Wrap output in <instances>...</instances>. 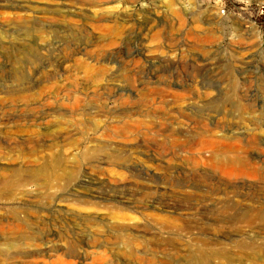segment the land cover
<instances>
[{
    "label": "rangeland",
    "instance_id": "1",
    "mask_svg": "<svg viewBox=\"0 0 264 264\" xmlns=\"http://www.w3.org/2000/svg\"><path fill=\"white\" fill-rule=\"evenodd\" d=\"M263 7L0 0V264H264Z\"/></svg>",
    "mask_w": 264,
    "mask_h": 264
},
{
    "label": "bare ground",
    "instance_id": "2",
    "mask_svg": "<svg viewBox=\"0 0 264 264\" xmlns=\"http://www.w3.org/2000/svg\"><path fill=\"white\" fill-rule=\"evenodd\" d=\"M226 118V117H225ZM224 119V118H223ZM2 120V119H1ZM6 121V120H5ZM222 121V120H221ZM4 123V122H3ZM7 123V122H6ZM203 123H205V122H203ZM8 124V123H7ZM208 125V124H207ZM205 126V125H204ZM5 127V126H4ZM3 127V128H4ZM213 127H217V126H213ZM212 127V128H213ZM210 128V127H209ZM219 128V127H218ZM201 129H203V127L201 128ZM214 129V128H213ZM221 129V128H220ZM225 129V128H224ZM233 129V128H232ZM212 131V130H211ZM226 131V130H225ZM202 133V132H201ZM205 133V132H204ZM208 133V132H207ZM206 133V134H207ZM231 133V132H230ZM235 133V132H234ZM240 133V132H239ZM239 133H237L238 135H239ZM243 133V132H242ZM241 133V134H242ZM217 134H219V133H217ZM216 134V135H217ZM229 133H227V132H222V133H220V139H222V140H226V139H228V137H229V135H228ZM215 135V134H214ZM215 135V136H216ZM3 137V136H2ZM203 137V136H202ZM205 137H206V135H205ZM216 138V137H215ZM214 138V139H215ZM210 139V138H209ZM230 139V138H229ZM238 139V138H237ZM0 140H2V139H0ZM212 140V139H211ZM231 141V140H230ZM238 141V140H237ZM234 142H235V140H234ZM224 143V142H223ZM240 143V142H239ZM225 144V143H224ZM238 144V143H237ZM236 145V144H235ZM243 145H244V143H243ZM246 145H248V144H246ZM250 145V144H249ZM226 146V145H225ZM230 146V145H229ZM251 146V145H250ZM231 147V146H230ZM220 148H221V146H220ZM219 148V149H220ZM223 148V147H222ZM225 148V147H224ZM213 149V148H212ZM239 149H241V147L239 148ZM217 150V149H216ZM220 151H222V150H220ZM224 151V150H223ZM237 151V150H236ZM239 151V150H238ZM249 152V151H248ZM222 153V152H221ZM220 153V154H221ZM246 155V154H245ZM230 156V155H229ZM242 156H244V155H242ZM247 156V155H246ZM223 157V156H222ZM221 157V158H222ZM202 159H204V158H202ZM212 159V158H211ZM250 162V161H249ZM211 163V162H210ZM209 163V164H210ZM213 163H214V165H213V167L214 168H227V167H235V166H242L243 164H245V166H246V164L248 163V160L245 158H242L241 156H239V155H237V154H235V156H233L232 155V157H223L222 159H220V161H218V159H217V157H215L214 156V158H213ZM212 163V164H213ZM252 167V166H251ZM249 168V167H248ZM229 169H231V168H229ZM233 170V169H232ZM242 171V170H241ZM237 172H239V171H237ZM12 174L10 173V174H7L4 178L6 179V180H8V181H11L12 179ZM14 176H16V175H14ZM13 176V177H14ZM221 187V186H220ZM209 188V187H208ZM214 189V188H213ZM220 189V188H219ZM200 190L202 191V189L200 188ZM204 190V189H203ZM210 191H211V189H210ZM215 191V190H214ZM223 191V190H222ZM225 191V190H224ZM1 193H3V191L1 192ZM203 193V192H202ZM212 193V192H211ZM218 193V192H217ZM205 194H206V192H205ZM204 194V195H205ZM216 194V193H215ZM224 194V196L225 197H227V198H224V202L222 203V205L220 206V207H217L216 205L214 206V207H212V209H211V214L210 215H219L220 217H221V222L223 223V224H238V225H242V226H246V227H253V226H256L257 224L259 225V226H261V227H264V213H262V212H255V214H251V212L250 211H235V204L234 203H231L230 201H232L233 199H231V197H228V195L226 194V193H223ZM229 194V193H228ZM233 194V193H232ZM207 196V195H206ZM222 197V196H221ZM202 198V197H201ZM200 198V199H201ZM205 198V197H204ZM253 199V198H252ZM188 200V199H187ZM228 200V201H227ZM201 202V201H200ZM205 202V201H204ZM185 205H186V203H185ZM194 205V204H193ZM198 205V204H197ZM210 205V204H209ZM212 205H214V204H212ZM203 207V206H202ZM185 209H186V207H184ZM199 208V207H198ZM192 208H190L189 210H191ZM189 210H187V211H189ZM204 210V209H203ZM192 211V210H191ZM206 211V210H205ZM233 211H235V214L233 213ZM208 212H210V211H208ZM189 213V212H188ZM197 213V212H196ZM203 213V212H202ZM201 215V214H200ZM203 215H204V213H203ZM209 215V214H208ZM228 215H231V216H228ZM188 216V215H187ZM196 216V215H195ZM199 216V215H198ZM197 217V216H196ZM203 217V216H202ZM218 217V216H217ZM195 218V217H194ZM200 218V217H199ZM191 221V220H190ZM23 222H26V220H23ZM192 222H193V220H192ZM200 222V221H199ZM191 223V222H190ZM3 224L2 223H0V229H2L3 228V226H2ZM202 225V224H201ZM205 225V224H204ZM19 226H20V224H19ZM208 227V226H207ZM221 228V227H220ZM235 228V227H234ZM237 228H238V226H237ZM205 230V229H204ZM206 232H207V229H206ZM199 233V232H198ZM210 234H211V232H210ZM208 235V234H207ZM202 236H204L203 234H202ZM197 237V236H196ZM216 236H214V238H215ZM207 238V237H206ZM228 238V237H227ZM230 238V237H229ZM228 238V239H229ZM213 239V238H212ZM224 239V238H223ZM242 239V238H241ZM230 240H232V239H230ZM236 240V239H235ZM258 240V239H257ZM216 241V240H215ZM218 241H220V240H218ZM225 241H226V239H225ZM238 241V240H237ZM206 242H208V241H206ZM227 242V241H226ZM229 243H232L231 241H228ZM197 243V242H196ZM208 243H210L211 245H216V243L214 242V243H211V242H208ZM224 244V243H223ZM235 244V243H234ZM199 245H201V243L199 244ZM227 245H229V244H227ZM221 246V245H220ZM238 246L239 247H241V248H246V247H252V248H255V249H258V248H260V247H256V244H254L253 242H250V243H244V244H241L240 242L238 243ZM204 247H207V246H205L204 245ZM204 247H202V249L200 248V249H198V250H196V252L195 253H191L190 255H189V259H190V263L189 264H211V262L212 261H214L215 259H217V258H220V257H228V251H226V250H224V249H220V250H216V251H213L211 254H206V252H205V249L206 248H204ZM229 247V246H228ZM217 248V247H216ZM225 248V247H224ZM215 250V249H214ZM230 250V249H229ZM207 251V250H206ZM208 252V251H207ZM230 252V251H229ZM262 252H263V250H262ZM210 253V252H209ZM260 254V253H259ZM262 255V254H261ZM257 257V256H256ZM256 257H253V258H256ZM263 257H264V254H263ZM188 260V259H187ZM230 260V259H229ZM261 260V259H260ZM264 259H262V261H263ZM218 261V260H217ZM214 262H216V261H214ZM215 264V263H214ZM218 264V263H217Z\"/></svg>",
    "mask_w": 264,
    "mask_h": 264
},
{
    "label": "built area",
    "instance_id": "3",
    "mask_svg": "<svg viewBox=\"0 0 264 264\" xmlns=\"http://www.w3.org/2000/svg\"><path fill=\"white\" fill-rule=\"evenodd\" d=\"M213 1H214V0H193V2H192L191 0H184V2H185V6L190 7V8L197 7V6H198V7H202L203 5H206L207 3H208V4H211ZM262 9H263V8H262ZM262 9H261V11H260L259 14L262 13V11H263ZM221 12H222V13L225 12L224 8L221 9Z\"/></svg>",
    "mask_w": 264,
    "mask_h": 264
},
{
    "label": "trees",
    "instance_id": "4",
    "mask_svg": "<svg viewBox=\"0 0 264 264\" xmlns=\"http://www.w3.org/2000/svg\"><path fill=\"white\" fill-rule=\"evenodd\" d=\"M262 10H263V11H262L261 15H259V18H260V22H261V23H264V7H263Z\"/></svg>",
    "mask_w": 264,
    "mask_h": 264
}]
</instances>
